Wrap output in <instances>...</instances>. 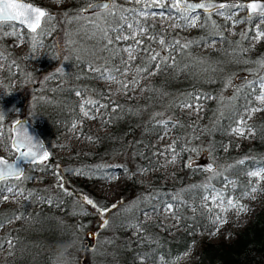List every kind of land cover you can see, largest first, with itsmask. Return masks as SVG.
I'll list each match as a JSON object with an SVG mask.
<instances>
[{
    "label": "trees",
    "instance_id": "1",
    "mask_svg": "<svg viewBox=\"0 0 264 264\" xmlns=\"http://www.w3.org/2000/svg\"><path fill=\"white\" fill-rule=\"evenodd\" d=\"M28 1L44 5L42 0ZM112 1L116 3V0ZM243 1L237 0V3L243 4ZM88 2L89 0H68L59 13H54L51 7L45 5L53 12L50 14L53 19L47 21L52 24L51 30L43 27V31L30 36L27 29L17 28L26 40V50L22 54L10 45L17 36L4 34L0 38V82L4 86L0 109L2 106L18 108L22 112L21 116H24V107L32 101L29 117L32 118V123L38 125V130L50 148L46 159L51 162L60 180L58 185L50 186H46L48 183L41 186L31 185L28 180L22 182L19 189L23 190V195H20L18 204L0 206V224L13 219L12 226L6 227L0 234V248L7 242L10 243L0 264H68L66 261H57L59 250L68 237L64 221L67 205L65 202L59 203L64 193L68 194V198L73 197L85 206V219L93 217L89 227L93 236L102 231L109 232L107 255L113 257L115 251H118L121 257H124V264H149L154 262L157 256H162L170 264L176 255L187 250L196 232L210 228L211 219L203 208L202 196L207 192L206 186L211 181L201 172L193 171L187 164L185 171L177 174L174 183L164 178L160 171L155 172L146 189L142 188L131 174L120 187L118 199L109 201L93 192L90 185L104 177L105 172L111 168V162L119 161L121 166L130 172L141 168L158 169L163 154L180 150L182 157L190 156L189 146H182L188 139L198 138V149L227 159L229 165L223 175L232 177L236 182L245 179L246 172L252 166L264 164V116L250 123V144H236L228 134L236 119L246 118L248 109L256 104V79L264 81L263 66L255 76L251 77L245 73L243 79L237 80L235 77L236 80H232L229 87L224 85L225 71L227 72L225 68L240 66L242 56L248 51L244 37L234 36L228 39L224 34L220 36V44L217 47L201 51V47L211 39L217 29L215 24L207 22L209 13H202L206 22L200 25L205 27L201 28L199 25L189 34H185L181 26L173 25L168 29L149 17L146 25L148 31L140 39L143 41L140 48H136V42L130 39H113L111 47L105 49L107 41H101V32L94 25L76 23L67 27V23L70 24L85 12L82 8ZM132 6V3H119L116 9L110 10L108 7L107 10L92 12L111 20L108 13L134 9ZM99 26L104 28L106 24L104 22ZM3 31L7 33L12 29L6 28ZM56 35L66 38L67 44L73 47V50L61 64L59 72L54 76L56 79L43 81L37 75L35 66L29 62L39 59V45H43L45 55L48 50L54 49ZM108 35L115 37L114 33ZM153 36L156 37L155 42L149 39ZM161 38L166 41L163 49L160 43L154 47ZM175 40L180 45L187 44L188 47L182 51L176 47L177 51H173ZM122 44H134L133 54L139 57L131 64L135 66L131 82L144 74L137 69H143L146 63H150L149 57L152 54L161 52V61L166 57L172 59H169L168 65L162 67L158 73L155 67L150 69H154L155 73L152 80L145 85L143 94L127 99L119 97L112 101L96 80L100 73L94 69L105 71L118 66L121 62L119 50ZM143 49H151V52L146 54ZM94 59L97 63H93ZM226 64L231 66L225 67ZM87 66L93 70H88ZM200 69L209 71L204 76L195 75V71ZM13 80L18 82L17 89L12 85ZM26 91L30 94H26ZM86 92L91 93L100 105H109L107 108L101 107L98 115L108 130L99 134L87 131L95 143L92 150L71 153L66 157H53V150L60 146L61 132L75 120L82 122L80 94ZM195 94L201 95L202 101L207 104L201 133L196 135L193 133L198 125L180 110V105L192 102ZM219 95L223 97L221 105L217 101ZM160 121H169L175 131L176 138L170 150L154 144V139L163 130ZM62 158L74 167L64 169ZM27 170H32L33 175L38 170L46 171L41 168L40 162L26 165L24 171ZM37 196L39 199H35ZM85 197L93 200L97 207L87 205L83 199ZM136 197L142 199L136 203L135 210L128 215L121 212L119 218L110 224V230L105 229L104 221L108 216ZM44 199L49 202L45 203ZM163 203L173 205L174 214L181 227V230L173 235H167L166 227L160 232L157 231L162 226L159 219L141 220L143 213L157 214V207ZM113 205L117 207L112 208ZM102 209L105 211H101ZM135 228L140 231L135 232ZM130 232H135V235L129 236ZM44 234H48V241L42 238ZM35 240H40L39 243H49L52 254L45 252L38 257ZM56 243H60L59 248ZM92 244V241L86 239L71 247L67 260L71 263L72 259L76 258L85 264L83 259L90 260L87 254ZM55 246L57 250L53 251ZM29 254L35 255L31 262L26 260ZM81 254L85 257L81 258ZM193 264H264V202L231 241H202Z\"/></svg>",
    "mask_w": 264,
    "mask_h": 264
},
{
    "label": "rangeland",
    "instance_id": "2",
    "mask_svg": "<svg viewBox=\"0 0 264 264\" xmlns=\"http://www.w3.org/2000/svg\"><path fill=\"white\" fill-rule=\"evenodd\" d=\"M91 1V0H89ZM68 2V0H42V3L48 7H51V10L54 13H59L63 6ZM119 3H132V8L140 9L143 7V4L134 3L133 0H116L115 2H111L109 6L110 10L116 9ZM160 6H154L150 9H146L150 12V19L156 21L159 25L165 26L168 29L172 27L176 21H174L173 17L177 15L175 9L171 7L173 4V0H160ZM108 9V8H107ZM106 9V10H107ZM227 12L228 10L225 9ZM161 13H163V18H161ZM193 15V19L196 20V26H199L202 23H205V17L202 16V13L196 12ZM234 17L236 22L225 21L224 17L217 15L215 12H212L211 15L208 14L206 17L208 19L209 24H215L217 27L216 32L211 36V39L201 47V51H207L209 49L215 48L220 44V36L226 34L228 39H231L234 36H241L247 40V53L242 56L240 66L238 67H229L231 65H225L226 75L224 78V85H230L231 81H235V77L239 74L248 73L251 77L255 76L256 73L264 66V37L257 38V25H260V30L264 31V22L259 19H254L252 21H247L245 18V9H240L234 12ZM244 20V22H240ZM105 22V16L99 15L97 13H93L92 11H85L83 14L77 18H75L70 24L67 23L68 26L76 25V23H90L91 25H101V23ZM79 24V25H80ZM51 25L49 23H44L45 29L51 30ZM195 27H180L185 31V34L192 33ZM20 28V26H17ZM6 29V28H5ZM47 32V31H46ZM126 32L122 31L120 33H114L116 35H125ZM65 36V35H64ZM86 36V34L84 35ZM62 36L56 35L54 38V49H50L44 54L43 45L38 46V60L35 62H29L30 65L35 66L34 69L40 76L39 78L43 81L49 80L53 81L56 78L54 76L59 72L61 64L64 63L68 54L73 50V47H69L67 44V39ZM144 35L137 36L136 40H140ZM93 39V38H92ZM132 40V39H130ZM121 41V40H119ZM136 42L132 40V42ZM177 42V40H175ZM159 44V40H157L156 45ZM180 44V43H179ZM12 48L22 54L26 50V40L23 36H19L17 39L12 40L10 42ZM72 45V44H70ZM134 47V44H122L119 50V57L121 61L127 62L130 57L134 56V51L132 53L121 51L122 49H126L128 47ZM250 49H253L250 51ZM177 51V49H175ZM257 52V53H256ZM249 54V55H248ZM48 60H46V58ZM89 59V58H88ZM2 58L0 57V66L2 65ZM93 63H97L96 60H93ZM122 65V67H120ZM208 66V65H207ZM134 67L132 65H128L125 70V65L121 62L114 68H119V75H114L112 78H106L100 74V76L96 79L100 85L104 88V91L107 93V97H109L112 101L117 100L119 97H124L125 99L130 96H138L143 94V89L146 84H148L155 73V70H150L147 74H141L136 79L135 83H132L131 80L134 77ZM88 70H93L87 66ZM208 69H200L195 71V75L204 76L208 73ZM104 72V71H100ZM99 72V73H100ZM232 81V82H233ZM124 84L130 85L129 88L125 89L123 87ZM264 84V81L260 79H256L255 86L257 87L258 93L256 94V104L252 105L247 112L246 118L243 120L236 119L234 124L229 129V136L232 140L236 142V144H250V134L251 127L250 123L259 120L264 116V99H261L262 95H264V88H261V85ZM12 85L15 89L18 88V82L16 80L12 81ZM224 88V87H223ZM4 86L0 82V97L3 95ZM26 94L27 91L25 92ZM194 100L192 102H185L180 105V110L185 112L188 116H190V121H193L198 127L195 129L193 134H200L201 127L204 123L205 116L204 112L206 110L207 104L202 101V96L195 94ZM8 98V96H7ZM223 97L221 95L218 96L217 101L221 105L223 103ZM80 111L82 114V122L81 121H73L71 122L60 135L59 147L55 148L52 152V156L56 157L61 155L62 157H66L69 154H78L85 153L88 150H92L95 148V143L91 140L90 135L87 133H102L108 130L107 126H105L99 119L98 115L101 109V105L95 101L93 95L89 92L84 94H80ZM222 101V102H221ZM95 102V106L93 103ZM188 103H192L193 107H186ZM32 101L24 107V116L32 122V118H30V111L32 110L31 105ZM88 110L90 111L89 115H84V112ZM0 154L4 155L7 158H11L14 155V150L10 147V123L17 116H21V110L18 108L13 109L11 106L5 107L2 106L0 109ZM241 121L243 123L241 124ZM240 127L241 131L244 133L243 135H238L234 129ZM40 132V131H39ZM41 134V133H40ZM43 137V135L41 134ZM176 138L175 131L171 124L168 123L167 127H163V130L160 134L154 139V144L160 148L171 149L174 140ZM44 139V137H43ZM198 138L196 139H188L182 146V148H187L189 146L190 156L182 157L181 151H173L169 152V154H163L161 160V166L157 168H141L134 172H130L128 169H125L121 166L119 161L113 160L110 164L111 168L105 172L103 178L95 180L90 188L93 192L98 195L105 197L109 201L117 200L119 197L120 187L129 179L130 175H134L138 183L142 186V188L146 189L150 180L153 177V174L157 171H160L164 178H166L169 182L174 183L177 180V174H181L185 171V164L190 166L193 171L201 172L207 180H210L211 183H208L206 188L207 192L202 196L203 208L209 213V218L211 219L210 228L207 231H198L194 235L193 240L190 243V246L184 252L176 255L170 264H193L196 259L197 253L200 250V244L202 241H231L235 238L236 234L241 231L244 226L247 224L248 220L252 217V215L262 206L264 202V164H256L252 166L246 172V178L236 182L232 177L224 176V172L226 171L229 163L227 159L219 157L218 155L210 154L208 151L197 148ZM238 146V145H237ZM49 148V146H47ZM197 148V149H196ZM50 150V148H49ZM75 161V158H74ZM41 163V168L45 169V172H41L38 170L35 175H33L32 170L24 171L21 175L20 179L16 180H6L5 181V190L0 193V206L11 205L16 206L20 200V195H17L16 192H8L6 187L8 185H15L17 189H19V184L25 181H29L31 185L41 186L42 184L48 183L46 186L50 185H58L60 180L56 176L55 168L51 164L50 161L44 159ZM61 163L64 169H71L74 166L68 164L65 159H61ZM209 164V165H208ZM210 165L213 168V171H208ZM75 171V170H70ZM258 172L261 173L259 176H251L250 173ZM216 193H221L227 199L234 200V204L229 206L227 203L221 204L220 202H206L204 197L209 195H215ZM64 197L62 200H59L60 204L67 205L66 212L64 215V221H66V227L68 230V237L66 242L62 245V248L59 250L60 256L57 258V261H66L68 264H82V261L77 260L76 258L72 259L70 263L66 257L68 250L86 240L84 234L86 231L90 230V224L93 222V217H90L88 220L85 219V206L79 202L75 198H68V194L64 193ZM35 199H39L38 196ZM142 199V197H136L135 199H131L123 204L119 210H115L112 212L107 218V226L105 229L110 230V224L114 223L119 216L123 212L128 215L135 210V205ZM45 203L49 201L44 199ZM168 203L160 204L157 207V214H142V218H152L159 219L162 226H160L157 231H162L164 228L166 229L167 235H173L175 232L181 230V227L178 225L177 216L175 214H169L164 210L162 205H167ZM236 204L242 205V207H237ZM209 207H211L212 211H209ZM13 219L8 223L0 224V234H2L6 227L12 226ZM135 232H139V228H135ZM135 232H130L129 236L135 235ZM109 232H100L99 235L93 236L92 245L88 248L87 257L89 259H85L84 255L81 254V258H84L83 261L85 264H124V257H121V254L118 251H115L114 256L107 255V247H109L110 236H108ZM48 234L42 235V238L45 241H48ZM39 236V235H38ZM36 238V236H33ZM41 237V236H40ZM35 240L34 245H37L38 257L40 254H44L45 252H49L52 254V247H49L47 242ZM10 243L0 248V262L4 260L6 256V249L9 247ZM57 245V243H56ZM58 248L60 243L57 245ZM57 250L56 246L53 248V251ZM35 255L29 254L27 257V261H33L35 259ZM53 257V256H50ZM89 261V262H88ZM149 264H168L162 256H157L156 260Z\"/></svg>",
    "mask_w": 264,
    "mask_h": 264
},
{
    "label": "snow or ice",
    "instance_id": "3",
    "mask_svg": "<svg viewBox=\"0 0 264 264\" xmlns=\"http://www.w3.org/2000/svg\"><path fill=\"white\" fill-rule=\"evenodd\" d=\"M133 2L137 4H143V7L140 9H121L118 12H110L108 13V16L111 17V20H108L107 18L105 19L106 27L100 28L99 25L95 26L97 30L101 32V41H107L105 44V49L111 47L113 39L117 41L132 39L136 41L135 47L140 48L143 44V41L136 40V37L147 34L148 29L146 25L149 20L150 12L146 9H150L154 6L163 7V5L160 4V0H133ZM93 7H96V5ZM102 7L107 9L109 5L103 4ZM171 7L177 12V15L173 17L174 21H176L174 24L175 27H195L196 20L193 19L192 14L196 13L197 10H206L209 15H211L212 12H215L217 15L224 17L225 21L236 22L234 12L240 9H247L249 12V15L245 18L247 21L259 19L264 22V2H249L247 4H239L233 0L232 3L217 4L215 2L192 3L190 0H175ZM225 9L228 11L226 12ZM161 18H163V13H161ZM52 19L53 17L49 15L46 10L35 7L30 3H26L24 0H0V38H2L4 34L19 37L20 33L17 31V26L27 29L30 36H35L40 31H43L44 23ZM240 22H244V20H241ZM200 27L203 28L205 25H200ZM5 28H11L12 31L4 33L3 30ZM125 30H127L126 34L123 36L116 35L115 37H110L108 35V33H120ZM260 37H264V31H261L260 25H257V38ZM149 39L153 42L156 41V37L154 36L149 37ZM159 43L163 49L166 41L161 38L159 39ZM176 47L180 48L182 51L184 48H187L188 45H180L177 41L175 42V47L172 50L175 51ZM121 51L132 53L135 51V49L130 46L126 49H122ZM143 51L147 54L151 52V49H143ZM161 55V52L152 54L149 57L150 63H146V66L143 69H137V71H143V73L147 74L152 67H155L156 72L158 73L162 67L168 65V60L172 59L171 57H166L163 61H161ZM138 58V56L130 57L127 62L121 61V63L125 65L126 70L127 66L131 65ZM173 66H175L174 60ZM94 71L100 72V69H94ZM119 73V68L100 72V74L106 78H112L114 75H119ZM132 83H135V81ZM123 87L127 89L130 87V85L124 84ZM261 88H264V84L261 85ZM261 99H264V95H262ZM92 103L93 106H95V102ZM101 106L107 108L109 105L105 104ZM183 106L193 107V104L188 103ZM89 114L90 111L88 110L84 112V115L86 116ZM0 116H2V113H0ZM168 123L169 121H160V125L162 127H167ZM242 123L243 121H241V124ZM13 131L15 132V135L12 137L11 146L15 148L17 153H19V157L28 158L30 162H35L38 159H40V162H43L41 159V154L43 159L47 158V153L41 152L42 146L32 135L29 134L24 121H16ZM234 131L238 135L244 134L240 127L235 128ZM240 163H243V161H240ZM208 171H213V168L209 166ZM250 175L259 176L261 173L253 172L250 173ZM9 178L20 179L21 169L17 167L14 162H9L7 159L0 157V192L5 190V185L3 182ZM6 190L10 193L15 191L17 195H23V190L17 189L15 185H8ZM83 199L87 205H92L94 208L97 207L93 200L87 197ZM204 199L206 202L211 201L215 203L218 201L221 204L227 203L229 206H232L235 203L234 200L227 199L221 193L206 196ZM236 206L242 207V205L239 204H236ZM115 207L117 206H112V208ZM162 207H164V210L169 214H174V208L172 204L162 205ZM101 211H105V209H102ZM107 211H111V209H107ZM209 211H212L211 207H209ZM104 224L107 226V220L104 221Z\"/></svg>",
    "mask_w": 264,
    "mask_h": 264
},
{
    "label": "water",
    "instance_id": "4",
    "mask_svg": "<svg viewBox=\"0 0 264 264\" xmlns=\"http://www.w3.org/2000/svg\"><path fill=\"white\" fill-rule=\"evenodd\" d=\"M24 2L30 3V4L34 5L35 7H38V8L46 10L49 13V15L53 13L45 5H41L39 3H34V2H31V1H28V0H24ZM173 2H175V0H173ZM190 2H192V3H201V2L212 3V2H215L217 4H220V3L227 4V3H232L233 0H190ZM235 2L237 3V0H235ZM249 2L262 3V2H264V0H244L243 4H247ZM103 4H108L110 6L111 5V0H91V1H89L87 4H85L83 6L82 10L83 11L104 10L105 8L102 7ZM94 5H96V7H93ZM197 12L208 13L206 10H197ZM245 15L246 16L249 15V12H248L247 9H245ZM244 77H245V74H239V75L236 76V79L237 80H241ZM16 121H24L25 122V125H26V128H27L29 134L32 135L38 141V143L42 146V149H41L42 153H47V157H48L50 152H49V148L47 147L43 137L41 136V134H40V132L38 130V125L30 122L25 116H17L14 120H12L11 123H10V141H9V145L14 150V155L11 158H7L4 155L0 154V157H3L5 159H7L9 162H14L17 165V167H19L21 169V175H22L26 165L40 162V159H38L35 162H30V160L28 158L19 157V153H17L15 148H13L11 146L12 137L15 135V132L13 131V129L15 127V122ZM41 159L44 160L43 157H42V154H41ZM210 166H213V165H210ZM9 179H12V178H9ZM84 236L89 241L93 240V234H92V232L90 230L86 231Z\"/></svg>",
    "mask_w": 264,
    "mask_h": 264
},
{
    "label": "clouds",
    "instance_id": "5",
    "mask_svg": "<svg viewBox=\"0 0 264 264\" xmlns=\"http://www.w3.org/2000/svg\"><path fill=\"white\" fill-rule=\"evenodd\" d=\"M57 2H59V0H57Z\"/></svg>",
    "mask_w": 264,
    "mask_h": 264
}]
</instances>
